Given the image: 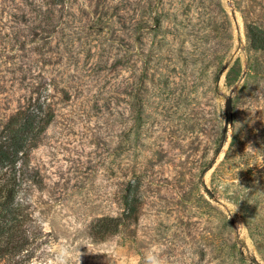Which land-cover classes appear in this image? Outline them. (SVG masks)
I'll use <instances>...</instances> for the list:
<instances>
[{"label": "rangeland", "instance_id": "1", "mask_svg": "<svg viewBox=\"0 0 264 264\" xmlns=\"http://www.w3.org/2000/svg\"><path fill=\"white\" fill-rule=\"evenodd\" d=\"M252 29L264 0H0V134L20 108L53 115L19 162L24 264H264Z\"/></svg>", "mask_w": 264, "mask_h": 264}, {"label": "trees", "instance_id": "2", "mask_svg": "<svg viewBox=\"0 0 264 264\" xmlns=\"http://www.w3.org/2000/svg\"><path fill=\"white\" fill-rule=\"evenodd\" d=\"M252 43L256 49H264V32L251 30ZM53 120L51 112L38 107L20 108L13 114L0 134V259L10 260L18 257L17 264L30 259L32 239L37 235L31 213L24 208L18 195L25 179L19 162L36 145L46 128ZM135 200V199H133ZM131 206V200L125 198ZM131 208V207H130ZM114 220H101L96 234L101 238L115 233L119 224Z\"/></svg>", "mask_w": 264, "mask_h": 264}, {"label": "clouds", "instance_id": "3", "mask_svg": "<svg viewBox=\"0 0 264 264\" xmlns=\"http://www.w3.org/2000/svg\"><path fill=\"white\" fill-rule=\"evenodd\" d=\"M63 256H66V253H62ZM66 264V260H65ZM147 264H166V260L158 253H149L147 257Z\"/></svg>", "mask_w": 264, "mask_h": 264}, {"label": "water", "instance_id": "4", "mask_svg": "<svg viewBox=\"0 0 264 264\" xmlns=\"http://www.w3.org/2000/svg\"><path fill=\"white\" fill-rule=\"evenodd\" d=\"M232 109V106H231V103H229V110H231Z\"/></svg>", "mask_w": 264, "mask_h": 264}]
</instances>
